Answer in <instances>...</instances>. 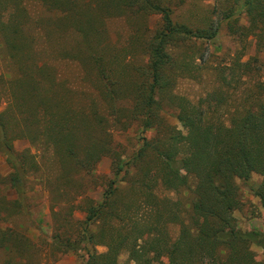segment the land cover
I'll return each mask as SVG.
<instances>
[{"label": "trees", "instance_id": "1", "mask_svg": "<svg viewBox=\"0 0 264 264\" xmlns=\"http://www.w3.org/2000/svg\"><path fill=\"white\" fill-rule=\"evenodd\" d=\"M41 1L48 10H62L73 4L70 10L75 14L73 24L89 50L90 62L98 75V89L112 108L109 114L100 112L96 105L90 112L71 107L61 111L60 101L53 96L57 75L50 72V62L44 58L33 60L27 52L28 38L20 37L24 33V20L16 21L15 13L4 14L0 10V32L8 56L23 67L19 75L5 71L0 75V106L7 103L0 109V149L13 169L7 184L17 195L9 200L2 193L0 181V223L9 220L11 213L19 214L28 193L43 185L55 217L65 207L70 208V216L82 208L87 214L83 222L85 244L107 247L99 253L87 245L82 247L72 236L67 237L64 249H87V264H120L118 257L124 248L135 264H264V258L256 260L252 248L253 243L264 248V233L242 230L234 215L241 197L237 178H249L253 173L262 176L255 194L264 207V81L258 84L261 92L258 105H250L237 125L229 126L210 112L213 101L210 94L194 105L171 92L182 66L174 56L175 48L188 38H215L218 27L214 24L193 28L175 22L168 2L176 0H96L93 10H100L97 15L116 13L142 19L153 14L162 16L159 29L148 36L143 34L141 45L148 61L135 69L138 76L129 83L108 66L104 53L97 50L99 32L95 18L87 15L77 0ZM225 1L230 5L225 8L230 26L236 28L231 20L233 7H245L249 30L262 40L264 0H222ZM70 11L62 10L65 16ZM132 35L139 41L142 39L140 29H135ZM166 107L176 109V117L186 132L168 122ZM129 120L139 122L152 134L143 137L137 153L126 161L114 140L112 127L125 126ZM83 135L88 137L87 141H82ZM18 137L28 139L38 151L43 146L53 159L59 158L62 170L57 189L61 192L70 186L75 188L80 179L94 182L98 178L94 173L96 165L102 157L110 156L115 177L105 183L102 201L93 204L88 197L85 206L76 202L88 196L90 183L83 181L76 186L74 197H56V188L45 176L38 154L31 147L22 151L15 148L14 139ZM135 170L136 176L131 175ZM156 186L191 190L193 201L187 215H183L179 200L159 199L154 194ZM126 187L140 196L128 200L124 196ZM172 223L180 225L176 239L170 232ZM57 224L50 239L60 241L64 232ZM31 243L19 231L0 225V248L12 253L4 264H47L42 260L31 261L28 254Z\"/></svg>", "mask_w": 264, "mask_h": 264}, {"label": "rangeland", "instance_id": "2", "mask_svg": "<svg viewBox=\"0 0 264 264\" xmlns=\"http://www.w3.org/2000/svg\"><path fill=\"white\" fill-rule=\"evenodd\" d=\"M77 2L87 10V15L95 18L99 32L97 50L104 53L109 67L117 70L124 81L131 83L135 75L136 78L138 76L137 68L145 66L148 61V56L145 55L141 45L144 35L148 36L162 26V16L153 14L147 19H142L141 17L128 18L115 12L114 15L108 14L109 16L97 15L100 10L96 8L93 10V7L97 5L96 0H77ZM227 3L222 0L168 2L175 22L186 23L193 28L206 27L209 23L218 27V34L213 39L188 38L175 48L174 56L182 66L178 69L179 76L171 92L178 97L188 99L194 105H199L202 99L210 94L213 100L210 103L212 115L217 119H224L229 126H236L247 108L250 105H258L261 101L258 84L264 81V38L261 40L249 30L250 21L245 7H233L234 15L231 20L236 28L230 26V18H227L225 14V8L230 6ZM72 5L65 6L62 10L70 11ZM46 6L41 0H0L1 12L15 13L13 19L24 20V33H20V37L28 38L30 50L27 52L31 54L33 60L44 58L50 62L48 66L51 69L50 72L57 75L53 96L54 100L60 101V110L71 107L90 112L91 108L96 105L100 112L109 114L112 107L107 100L103 99L98 89L99 83L96 84L98 75L90 62L89 50H86L82 36L73 24L75 14L70 11L65 16L61 9L50 8V11L46 9ZM90 6L92 9L89 8ZM63 16L67 18L64 19ZM135 29H140L142 35L140 41L133 38L132 34ZM7 52L4 36L0 32V75L3 71L14 75L23 73L21 64L12 61ZM29 63L33 62L29 61ZM6 105L7 103L3 102L0 109ZM215 106L217 108L214 109ZM57 110L61 112L59 107ZM164 114L170 124L186 132L176 117L175 108L166 107ZM112 129L114 140L118 144V149L122 151V158L126 161L137 153L143 137H150L152 134L151 131L143 129L135 120H129L125 126L118 125ZM85 139L87 141L88 137L83 135L82 141ZM14 146L22 151L31 147V144L28 139L18 137L14 139ZM31 148L38 154L50 185L56 188L54 193L56 197L59 196L61 199L74 197L78 184L90 183L88 179H80L79 182H75V188L70 186L66 191L61 192L57 189L58 176L62 170L59 158L50 157L43 146L39 151L37 147ZM12 171L6 154L0 149V181L3 183L1 188L2 193L8 196L9 200L17 197L14 190L7 184ZM94 173L98 178L89 184L88 196L76 200L82 206L86 205L89 198L93 199V204L102 201L106 188L105 183L115 177L112 158L102 157ZM137 173L138 170H135L131 175ZM261 181L262 176L258 173H253L249 178H237L241 197L234 209V215L237 218L238 227L244 231L257 230L264 233V207L260 197L255 194ZM122 183L126 186L125 181ZM140 194L144 198V195ZM154 194L159 199L179 200L184 216L192 206L193 195L187 188L174 191L156 186ZM152 195L151 192L150 197ZM124 196L128 200H133L140 195L137 191H131L126 187ZM21 208L23 210L19 214L12 215L11 213L9 216L11 218L0 225L19 231L33 241L35 245L31 243L32 246L28 253L33 263L42 260L47 264H87V249H64V240L69 236H72V239L82 247L87 245L84 231L86 224L83 223L87 214L82 208L76 209L70 216V208L65 207L61 214L55 217L50 206L49 194L43 185L28 193L25 206ZM56 224L62 226L63 240L50 239L55 233ZM92 228L95 229V226ZM169 228L172 238L176 239L180 225L172 223ZM85 247L95 249L99 253L107 250L104 245ZM252 248L256 260L261 261L264 258V248L258 243H253ZM11 255L12 253L0 248V264H4ZM118 261L120 264H135L126 248L121 250Z\"/></svg>", "mask_w": 264, "mask_h": 264}]
</instances>
